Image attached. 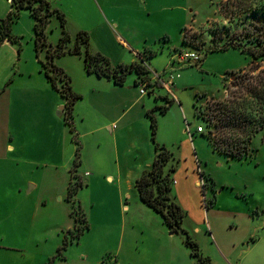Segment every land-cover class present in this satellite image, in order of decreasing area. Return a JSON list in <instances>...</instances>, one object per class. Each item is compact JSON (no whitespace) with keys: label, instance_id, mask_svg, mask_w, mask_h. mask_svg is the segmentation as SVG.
I'll return each mask as SVG.
<instances>
[{"label":"rangeland","instance_id":"374dc122","mask_svg":"<svg viewBox=\"0 0 264 264\" xmlns=\"http://www.w3.org/2000/svg\"><path fill=\"white\" fill-rule=\"evenodd\" d=\"M3 1L9 9L3 16L5 19L11 7ZM47 1L58 11L56 4H63L70 24L88 27L99 22L102 16L132 49L138 47L145 56L153 53L145 59L151 75L161 74L167 80L174 70L171 74L175 81L169 95L156 85L149 90L159 92L162 97L159 103L168 106L164 115L155 112L156 142L172 154L168 168L173 167L171 177L175 183L171 193L185 213L182 229L186 234L170 233L159 214L148 208L145 212L136 210L130 202L123 213L114 207H100V188L94 184L85 187L78 173L81 186L72 199L74 209L84 214L88 229L76 238L75 226L79 223L71 216L72 203L47 198V204H43L42 196L58 184L55 176L50 175V168L26 167V176L21 171L22 162L17 153L21 149L15 148L24 135L15 123L12 106L9 123L5 127L0 123V264H193L195 260L184 242L186 235L197 244L200 255L209 258L210 264H264V134L261 131L252 137L251 157L247 159L215 151L206 136L209 114H213L214 121L217 119L215 111H210L213 103L229 98V92L238 91L231 83L238 73L244 72L253 84L257 78L264 82V59H258L251 67L252 59L237 49L204 57L206 49L215 42L234 36L235 42L245 43L250 39L252 43L247 47L255 46V40L263 45L264 18L260 17V9L264 10V0H148L145 9L132 0L129 4L117 5L113 11L105 10L107 19L96 0ZM3 4L0 1L1 11ZM248 6L250 10L246 12ZM18 13L12 16L10 29L19 42L12 45L21 51L19 55H12L11 49H1L0 63L9 64L18 58L24 65L34 63L41 69L46 52H35L33 23L28 11L22 9ZM255 16L260 19L254 21ZM248 29L254 33L253 39L246 36ZM65 30L69 35L67 26ZM185 33L186 45L182 43ZM60 36V21L52 14L45 28L47 46L57 45ZM74 38V34L69 35L68 48L74 44ZM184 52H198L201 59L196 63L185 59L184 63L171 65V57ZM58 59L62 63L76 60L66 56ZM9 69L8 66L5 76L0 68V79L5 77L1 84L5 94L1 95L0 102L9 97L13 103L15 95L21 94L20 87L29 78L36 77L19 79L20 76H14L16 71L9 72ZM132 76L133 73L127 78ZM172 95L175 100L169 103ZM195 106L202 116L196 115ZM64 126L69 134L68 126ZM198 126L202 133L197 132ZM138 133L144 151L147 144L152 145L148 140L149 121L140 123ZM69 140H72L71 134ZM5 144L11 149L5 150ZM90 152L94 154L95 150L85 151ZM200 171L204 187L199 184ZM28 179L36 180L38 187L29 191L34 183ZM20 186L26 192L24 197ZM90 201L96 205L90 206ZM64 240L67 244L58 255Z\"/></svg>","mask_w":264,"mask_h":264},{"label":"crops","instance_id":"0c3cea01","mask_svg":"<svg viewBox=\"0 0 264 264\" xmlns=\"http://www.w3.org/2000/svg\"><path fill=\"white\" fill-rule=\"evenodd\" d=\"M0 1L4 3L2 11L0 10V20H4L3 16L9 9H6V2ZM6 1L11 7L10 0ZM96 1L99 4L102 15L107 19L105 10L113 11L117 5L129 4L132 0ZM133 1L137 5H143L144 9L148 4V0ZM48 3L50 4V2ZM62 5L61 3L56 4V7L66 14L65 27L67 26L68 28V34L75 35L74 44L69 48L74 47L77 34L86 31L89 37L88 51L102 54L109 59L113 66L140 62L137 58L140 59L141 56H145L141 55L138 47H133L132 49L126 44L123 38L103 21L102 16L99 17V22H95L88 27L70 24L67 17L68 12ZM10 9L12 10V7ZM30 18L34 26V20L31 15ZM8 35L15 42L9 41L7 37L2 38L0 35V54L2 53L1 49L5 50L7 48L8 51L11 49L12 55H19L21 48H16L12 45L19 44V42L16 37L11 35L10 28ZM49 46L55 48L56 45L50 44ZM84 52L85 49L81 47L78 55L67 53L55 57L53 60L54 65L60 68L68 77L72 92L79 96L74 102L71 112L74 134L70 132V128L65 122L67 112L64 106L66 100L52 87L45 75L43 66L41 65V69H39V66L34 63H32V66L31 63L24 65V62L18 58L9 64L7 62L0 63V68L5 76L9 66L12 71H16L14 76H20L18 77L19 79L23 77L36 78H29L27 83L20 87L19 91H21V94L18 95L19 93H17L16 95L18 96L15 95L13 103L9 97H6V99L2 98L0 102V123L3 124V127L6 126L13 106L16 114L15 123L24 135L21 141L18 139L17 147L15 148L21 149V151L17 152L22 162L21 171L26 176L28 168L32 170L37 167H49L50 175L55 176L58 181L55 189L44 197L42 196L43 204H47V198L51 201H58L59 203L65 201V203L70 204V201L67 200V192L73 175L77 179L80 176L85 187L94 184L100 188V207H114L120 213H123L124 210L129 208L127 203L130 202L136 210L145 212L147 208H151L140 201L134 184L141 173L149 169L155 153L154 148H152L153 144L150 140V135L148 140L152 145L147 144L146 149L142 151L138 129L140 128V123L142 125L146 124V121L148 123V111L164 106L159 103V99L162 97L159 92L155 93L156 90H149V88L146 94H141L140 88L136 84L139 81L138 76L134 72H132L134 76L127 78L122 86L115 85L108 78L87 73L84 67ZM3 54L7 55V51H4ZM65 56L73 57L76 60H71L69 63L57 62L58 58ZM175 58L176 55L171 57V65L184 63L175 60ZM146 65L151 69L147 63ZM13 67L14 69H12ZM10 69L8 70L9 72H11ZM173 71L172 69L170 77L167 80L165 79V81H170L171 83L170 91L161 84L154 82L153 79L151 83L158 87H163L167 94L171 93L172 85L175 81L171 74ZM150 77H152L151 74ZM4 82L5 77L2 80L0 79V97L5 94V90L1 88V84ZM57 84L59 86V83ZM171 98L172 102H174L175 97L172 95ZM64 124L68 126L69 134ZM23 125L29 131H25L22 128ZM70 134L72 135L71 141L69 140ZM74 135L76 140H80L82 155L79 154L78 166L72 172V163L76 156ZM7 148L11 149V146L5 144L4 149L7 150ZM93 149L95 150L94 154L92 152L85 153V151L89 152V150ZM27 151L30 152V156H28ZM78 167H80L79 170ZM200 177L203 178L202 171H200ZM29 181L34 183V185H30L29 191L38 187L39 183L36 180L31 179ZM174 183L175 180L172 185ZM19 191L21 196L24 197L26 192L22 186H20ZM77 201L82 205L83 201L82 203L80 199ZM89 204L90 206H95L96 202L90 201ZM249 234L251 233L249 232L246 235Z\"/></svg>","mask_w":264,"mask_h":264},{"label":"trees","instance_id":"16d2710c","mask_svg":"<svg viewBox=\"0 0 264 264\" xmlns=\"http://www.w3.org/2000/svg\"><path fill=\"white\" fill-rule=\"evenodd\" d=\"M10 6L12 10L8 14V17L4 20H0V35L2 38L7 37L9 41L15 42V40L8 35L10 24L12 23V16L18 15V12L22 9H27L29 11L34 20L35 52L38 53L40 50H45L46 52V62L43 63L44 72L52 87L67 101L65 107L67 112L65 122L69 126L72 134H74L75 131L71 121V112L73 104L79 96L72 92L68 77L60 68L54 65L53 60L55 57L67 53L78 55L80 54V48L83 47L85 49L84 67L87 73L108 78L112 80L115 85L122 86L127 76L134 72L139 80L136 82L137 86L144 83L146 89H148L150 86L155 85L151 83V71L145 62L148 55L141 56L140 62H135L130 65L113 66L109 59L102 54L90 53L88 51L89 37L85 32H79L76 36L74 47L68 48L69 36L65 30V17L60 11L52 9L48 1L11 0ZM248 10H250L249 6L245 11L247 12ZM254 10L258 12L259 9ZM260 12H262L260 17L264 18V10L260 9ZM52 14L57 15L62 32V36L58 40L55 48L47 46L45 37V28L48 23V18ZM260 17L255 16L254 21H257ZM248 30L249 32L247 31L246 36L253 39L254 33L250 32V29ZM234 37L229 40L218 41V43L215 42L206 49L204 57L209 53L237 49L242 54L248 56L250 60L252 59L253 62L250 64L251 67L258 59H264V44L260 45L258 40H255V46L247 47L248 43H252L250 39L247 41L245 40V43H243V41L235 42ZM182 43L185 45L188 44L186 33L183 36ZM152 54L150 53L149 57H152ZM244 75V72L242 74L238 73L231 82L233 86L238 89L237 92H229L231 94L229 98L227 97L224 100L213 103L214 107L212 106L213 108H210V111H215L214 116L217 119L214 121L213 114H209L208 117H210V121L206 125V136L213 149L228 157L237 159H247L251 157L249 145L252 137L261 131L264 134V82L260 78H257L255 79L256 83L253 84V82H250ZM224 79L226 80L227 77H224ZM59 82L60 85L58 86L57 83ZM225 90L228 93L229 88L226 85ZM169 103H172V101ZM167 109L168 106H162L153 108L147 112L150 140L153 144L155 154L149 169L141 173L134 185L140 201L161 216L164 224L171 233L186 234L182 229L185 213L171 193L173 182L171 172L173 171V167L170 166L168 168V165L172 160V154L164 145H160L156 142L157 119L155 112L158 111L159 114H164ZM195 109L196 115L202 116V112L197 106H195ZM212 135H215V137ZM73 140L76 144V156L72 163V172L75 171V168L78 166L80 154V144L78 140H76L75 135L73 136ZM80 186L81 182L76 176L72 175V181L68 186L67 200L73 205L71 216L74 218L75 223H79V225L75 226L76 233L74 236L76 238L79 237L82 231L88 229V223L84 214L76 208L74 209L75 202L72 199L74 193ZM184 242L190 249V255L195 260L193 264H210L209 258L200 255L197 244L190 240L188 235H186ZM66 244L67 241L64 240L62 246L58 249V255L61 250L65 248Z\"/></svg>","mask_w":264,"mask_h":264},{"label":"built area","instance_id":"2783aa9c","mask_svg":"<svg viewBox=\"0 0 264 264\" xmlns=\"http://www.w3.org/2000/svg\"><path fill=\"white\" fill-rule=\"evenodd\" d=\"M10 2H11V0H10ZM176 56L178 57V60H179V61H182V62H184V60L186 59V60H188V61H191V62H193V63H196V62L199 61V59H201V58H200L201 55H200V53H198V52H184V53H180V54H178V55H176ZM149 70H150V69H149ZM151 73H152V72H151ZM161 76H162L161 74H154V75H152V77H151V81H152V79H153L154 82H156V83H158V84H161L163 87L167 88V89L170 91V85H171L170 81H165V80H163ZM139 88H140V93H141V94H146L147 89H146V86H145L144 83H143L142 85H140ZM66 105H67V101H66V104H65V106H64V109H66V108H65ZM202 131H203V130H202L201 127H198V128H197V132L202 133ZM199 184L202 185L203 187L205 186V182H204V180H203L202 177H200Z\"/></svg>","mask_w":264,"mask_h":264},{"label":"water","instance_id":"95a60500","mask_svg":"<svg viewBox=\"0 0 264 264\" xmlns=\"http://www.w3.org/2000/svg\"><path fill=\"white\" fill-rule=\"evenodd\" d=\"M62 110H63V107H62Z\"/></svg>","mask_w":264,"mask_h":264}]
</instances>
